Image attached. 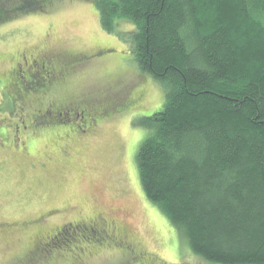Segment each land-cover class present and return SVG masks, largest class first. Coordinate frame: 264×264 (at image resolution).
<instances>
[{
	"label": "trees",
	"instance_id": "trees-1",
	"mask_svg": "<svg viewBox=\"0 0 264 264\" xmlns=\"http://www.w3.org/2000/svg\"><path fill=\"white\" fill-rule=\"evenodd\" d=\"M90 1L103 31L128 41L137 71L163 92L162 108L137 123L146 130L135 155L146 198L196 256L264 264V0ZM5 3L0 20L47 0H19L9 15ZM121 21L133 30L121 31ZM123 108L131 105L102 121ZM65 132L67 142L80 140Z\"/></svg>",
	"mask_w": 264,
	"mask_h": 264
},
{
	"label": "rangeland",
	"instance_id": "rangeland-1",
	"mask_svg": "<svg viewBox=\"0 0 264 264\" xmlns=\"http://www.w3.org/2000/svg\"><path fill=\"white\" fill-rule=\"evenodd\" d=\"M5 2L9 15L19 0ZM41 7L37 12L20 10L0 20V70L6 68L7 57L17 49L46 45L67 55L103 50L102 55L87 60L95 62L94 69L89 70L92 65L78 68V76L57 90L61 96L77 92L86 96L81 108L96 113L92 118L107 114L112 107L129 104L131 108L113 112L114 118L108 121H98L96 134L87 139L78 137L80 140L71 142L68 151L56 150L64 141L55 143L58 132H53L33 146L37 148L33 155L38 157L20 161L19 154L13 156L11 151L0 157V223L11 224L10 233L0 230V264H79L69 258L75 253L69 247L76 240L64 247L66 252L59 251L58 257L55 248L51 255L47 250L26 263H21V255L29 252L34 242L32 220L40 218L38 227L46 228L85 220L95 211L115 215V226H126L128 237L144 252L125 254L119 246L102 247L101 239L94 242L97 249L83 256L80 264H139L142 256V264H217L192 252L185 237L146 198L139 181L135 155L146 130L137 123L162 108L163 92L148 75L137 71L128 41L103 31L93 1L47 0ZM118 27L124 33L134 28L129 21H121ZM45 142L49 143L42 148ZM46 162L47 168L39 167ZM26 221L27 227L21 229Z\"/></svg>",
	"mask_w": 264,
	"mask_h": 264
},
{
	"label": "flooded vegetation",
	"instance_id": "flooded-vegetation-1",
	"mask_svg": "<svg viewBox=\"0 0 264 264\" xmlns=\"http://www.w3.org/2000/svg\"><path fill=\"white\" fill-rule=\"evenodd\" d=\"M33 47L28 48L30 50L17 49L15 52H9L10 55L7 57L8 64L5 69L3 67L0 70V157L10 151L13 156L19 154L20 161H23V158L38 157L39 154L33 155L34 152L32 150H37L35 147L39 142L38 140L41 138L46 139V135L58 132V137L55 140V143H57L59 142L58 139L62 141L68 139V133L65 130L73 131L74 135L77 134L79 137L91 133L95 134L98 130V128L96 129L98 121L101 122L103 118L107 119L110 117L109 113H102L103 118L99 115L96 118L90 117L92 114L87 112L85 108H81L87 101L86 96L80 92L61 96L57 90V87H60L61 84L62 87L68 86L73 78L78 76L77 73L81 71L78 68L92 65L89 70L94 69L95 62L87 60L91 57L102 55L104 51L98 50L90 55H67L63 54V52H56V50L51 48L48 49L46 45H39V48ZM34 104H36L35 107H33ZM112 109L115 108L112 107ZM77 118L81 120L82 128L70 123V121ZM47 143L49 142H45L42 148ZM70 143L68 141L65 144L67 145L65 148L68 150L70 149ZM60 149L63 152L66 150ZM65 155L67 154L65 153ZM46 163L44 165L40 163L39 167L47 168L49 163ZM34 166L35 164H31V167ZM103 214L95 211L90 218L85 220L70 221L46 228L38 227L40 218L35 219L31 222V229L33 228L34 230L36 228L32 234L34 235L33 251L30 252H36L34 254L36 256L38 253L43 252L41 251L43 248L45 249L44 251H47L48 248H45L47 245L58 247L61 244V246L55 248L58 257L59 251L66 252L61 249L64 244L61 239L65 237V234L67 239L69 236L71 237L70 241L76 240L75 244L72 243V246L69 247L75 252L69 258L79 264L84 262L83 256L97 249L94 242L98 243L101 239H103V242L100 243L102 247L112 248L114 245L119 246L125 254L133 255L144 252L143 247L137 245L128 237L126 226H115L113 221L115 215ZM123 222L128 225L126 220ZM10 226L11 224L7 222L0 223V229L3 232L10 233ZM24 227H27V221L22 223L21 229H24ZM66 229L67 231L71 230V232L67 234L65 232ZM38 233L44 234L40 235ZM85 234L93 235L94 239L85 236ZM75 236H78V238H75ZM87 242L89 247L86 246L88 245ZM52 253L50 251L49 255ZM67 254L70 255L69 250ZM55 258L53 257L52 259ZM144 260L143 256L138 259L141 264L144 263Z\"/></svg>",
	"mask_w": 264,
	"mask_h": 264
}]
</instances>
